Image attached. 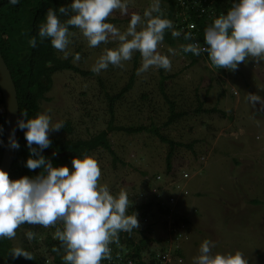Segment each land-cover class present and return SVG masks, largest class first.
I'll use <instances>...</instances> for the list:
<instances>
[{"label": "rangeland", "instance_id": "rangeland-1", "mask_svg": "<svg viewBox=\"0 0 264 264\" xmlns=\"http://www.w3.org/2000/svg\"><path fill=\"white\" fill-rule=\"evenodd\" d=\"M151 3L152 0H131L128 15L114 10L109 16L115 19L112 24L125 31L131 14L138 13L143 18ZM70 33L69 55L81 44L80 60L74 62L72 58V62L84 70L91 71L104 49L118 44L102 43L92 48L78 28ZM168 48H173L175 55H169ZM157 50L169 55L171 69L150 68L140 75L136 72L133 87L116 103L117 124L145 125L149 130L112 132L110 149L101 147L89 154L97 159L101 170L98 184L106 185L113 195L125 191L132 204L128 214L137 213L139 228L130 233L132 245L125 242V235L123 243L115 242V248L135 250L147 236L152 241L142 246L145 258L169 253L171 264H193L201 243L208 239L216 245L214 252L239 250L248 258V264H264V111L252 107L246 99L249 93L264 98V61L249 59L231 71L216 68L206 58L195 61L179 45L162 42ZM59 56L63 57V53ZM136 56L139 68L141 56L137 51L131 60L123 62V67L109 65L99 74L91 71L84 76L67 69L54 72L51 89L39 99V106L41 112H48L53 123L69 122L71 130L60 129L50 135L88 138L106 128L110 118L106 92L116 93L130 81ZM164 76L167 79L162 81ZM164 94L177 104L178 110L188 112L167 127L164 124L170 109ZM201 101L204 108L216 106L225 115L196 111ZM155 128L185 144L176 147L171 162V173L184 170L190 176H180L179 184L188 194L181 197L177 208L178 212L183 208L189 220L178 240L167 230L177 212L170 218L158 211L153 202L142 207L155 196L153 190L158 182L154 176L159 174L164 180L165 173H170L166 171L170 146L151 131ZM191 142L193 150L186 146ZM62 165L71 171V161ZM144 210L146 216L141 217ZM49 227L20 229L12 242L17 247L28 243L35 253L46 256L44 241ZM29 231L34 233L31 240L26 237ZM177 245L179 251L175 252ZM50 263L47 257L46 264Z\"/></svg>", "mask_w": 264, "mask_h": 264}, {"label": "clouds", "instance_id": "clouds-1", "mask_svg": "<svg viewBox=\"0 0 264 264\" xmlns=\"http://www.w3.org/2000/svg\"><path fill=\"white\" fill-rule=\"evenodd\" d=\"M9 2L15 5L19 0ZM130 2L71 0L68 7L60 6L55 10L49 7L44 22L39 26L38 36L41 40L50 39L51 46L63 53L64 58L69 55L70 26L80 30L89 47L118 42L116 47L104 49L91 67V71L97 74L109 65L123 67V62L131 60L137 51L141 56L137 75L150 68L170 70L169 55H175V50L168 48L169 55H164L157 50L158 45L163 42L166 30H171L174 38L180 37L181 32L174 30L172 21L164 16L161 0H152L150 7L143 12V18L138 13H132L123 32L106 22L114 10L128 15ZM61 15L68 18L62 21ZM180 21L181 17L175 25L182 31L184 23ZM193 37L191 33H184L185 40H192ZM203 39H194L199 42L182 45V51L197 56L207 52L208 63L231 71L237 70L240 63L249 59L257 63L264 61V0H233L226 14L221 10L220 15L205 28ZM29 45L35 47L36 39H30ZM79 60V53L74 54L73 61ZM246 99L252 107L264 111V98L260 95L249 93ZM63 127V121L53 123L47 111L38 112L33 117L23 111L16 127L9 132L7 147L12 150L20 147L16 130L24 132L30 153L25 166L29 170L40 169V172L35 176L23 175L10 180L8 173L0 168V238H14L16 229L22 224L48 227L60 221L63 230L57 229L55 235L66 253L62 257L64 264H100L102 259H111L109 244L118 238V233H130L139 228L137 213L132 211L128 214L132 204H129L125 191L113 195L106 185L98 184L101 170L94 156H75L70 171L66 165L54 166L50 159L42 155L51 145L50 133ZM2 135L3 127L0 126ZM0 145H4L3 139H0ZM166 171H172V167ZM182 196L174 207L165 202L167 195L163 201L153 196L147 203L153 202L156 209L168 217L175 216L177 212L173 221L184 224L177 208ZM33 236L31 231L26 233L29 240ZM215 247L213 241L205 239L199 247V255L193 258V264H248V258L241 251L214 252ZM10 252L13 259H33L23 248H13Z\"/></svg>", "mask_w": 264, "mask_h": 264}, {"label": "trees", "instance_id": "trees-1", "mask_svg": "<svg viewBox=\"0 0 264 264\" xmlns=\"http://www.w3.org/2000/svg\"><path fill=\"white\" fill-rule=\"evenodd\" d=\"M71 0H19L15 5L11 4L9 0H0V51L11 71L14 83L17 89V97L19 102V118H21V112L27 111L29 117H33L36 113L41 112L39 106V99L44 97V92L51 89L53 82L54 72L62 69L72 70L81 75L92 74L89 70H84L74 62H72L73 55L80 53L82 45L79 44L75 49L74 53L69 55L67 58L59 56L60 52L51 46L50 39L45 38L41 40L38 36L39 26L44 22L45 14L49 7L54 10L58 9L60 6L68 7ZM177 0H161L160 7L164 16L171 20L174 26V30L180 31V37H172L171 30H166L164 33L163 42L170 45H182L192 43L194 39L202 40L204 36V30L209 26L212 21L220 15L221 10H224L225 14L230 9L232 3L230 0H216V6L219 8L217 10V17L208 20L206 16L202 18L194 17L196 12L191 14L190 19L197 22L198 28L193 31L195 33V38L192 40H185L184 33H191L187 29L179 30L175 25V21L182 14V8L180 10L177 7ZM201 6L200 4H198ZM191 9L196 10L198 13L200 9L192 7ZM178 10V13L176 12ZM155 15V13H154ZM180 15V16H179ZM68 17L61 15V20H66ZM109 23L115 22V19L108 17L107 21ZM77 28L74 26L69 27L70 32H74ZM35 38L36 46L31 47L29 45V40ZM182 50V48H181ZM186 55H191L193 60H198L199 57L209 59L206 54L193 55L191 52L185 53ZM210 61V59H209ZM139 61L137 56L135 58V71L131 75L130 81L124 85L118 92L109 93L106 92L107 98V110L109 113V120L107 122V127L100 130L88 138H75L68 139L61 137L59 134L49 135L51 140L50 147H54L59 152L67 151L68 153L64 156L55 155H44L46 159H50L54 166H60L63 163L72 161V159L77 157H82L84 154H90L92 151L98 148L110 149V139L109 134L115 131H124L126 133H140L144 130H149L145 125L138 126H125L122 124H117L115 122L116 117V103L118 100L122 99L127 92L133 87L134 77L138 69ZM212 64V63H211ZM213 65V64H212ZM167 77H162V81L166 80ZM101 85L103 82L100 79ZM163 84V82H162ZM164 90V87L162 88ZM225 91L222 90L220 93L224 95ZM164 97L169 104L170 114L168 120L165 121V126H169L174 123L177 119L184 116L187 110H178L177 104L167 95ZM204 103L199 102L196 111H206V112H221L225 115V112L219 110L218 107L214 106L211 108H204ZM0 126L3 127V135L0 139L5 138V126H6V112L4 109V100L2 96V91L0 88ZM62 129L71 130L69 122L64 124ZM163 142L169 144L170 150L167 154V170H171V162L173 158L174 151L176 147L184 146L185 144L180 141H174L168 138L166 135L162 134L159 129H152ZM17 141L20 145L19 149L15 150L14 162L9 172V179H17L20 176H35L40 172V169L29 170L25 164L29 157V149L27 147L26 141L24 139V132L18 129ZM191 142L186 146L193 150V144ZM49 147V148H50ZM4 145H0V164L2 160ZM43 155V154H42ZM254 201V200H253ZM257 201V200H255ZM151 206L150 203L142 204V207ZM146 216V210L143 211L141 217ZM184 220V225L188 224V219L186 217H181ZM178 222V220H177ZM175 222V223H177ZM180 222V221H179ZM181 223V222H180ZM36 225L22 224L16 229V233L20 229H34ZM57 229L63 230L62 222L57 221L56 224L50 225L47 230V237L44 241L47 250L45 254L35 253L30 244L25 243L20 247L14 246L12 239L0 238V264H46L47 257H49L50 264H64L62 257L66 254L63 247H61V242L58 238H54L53 235L56 234ZM150 229V228H149ZM135 230V229H134ZM139 232L143 233L144 230L139 229ZM131 233V232H130ZM129 232L118 233V238L109 244L113 246L114 249L117 243H123V236L126 235L127 240L125 242L132 245L133 240L131 239ZM152 239L144 236L143 240L136 247V254H140L142 246L147 245ZM38 244V242H37ZM13 248H23L28 251L33 259H25L24 257H17L13 259L11 250ZM119 248V247H118ZM53 249H56L54 251ZM118 251V250H117Z\"/></svg>", "mask_w": 264, "mask_h": 264}, {"label": "built area", "instance_id": "built-area-1", "mask_svg": "<svg viewBox=\"0 0 264 264\" xmlns=\"http://www.w3.org/2000/svg\"><path fill=\"white\" fill-rule=\"evenodd\" d=\"M177 2L178 3L176 6L179 7L180 10L182 8L180 22L184 23V25L181 26V29L182 30L187 29L188 31L192 32L191 35L194 37H195V33H193V31L198 28V25L197 22L190 19L191 14L193 12H196V15L194 17H198L199 19L202 18L203 16H206L207 18H209L208 20L213 19V17H215L217 14L216 0H177ZM198 4H200L201 6H199ZM192 7L200 9V12L198 13L196 10L191 9ZM194 42H199V41L194 40L193 43ZM176 173H171V171L169 174L165 173L164 180L162 176L159 174L155 176L156 179L155 181L158 182L156 188H154L153 190V193L155 194V198L158 201H163V199L167 195V200L165 202L170 207H174L175 205H177L179 196L188 194V191L182 188L179 182H180V176H182L183 179H187L190 177L189 173L186 171H180ZM161 179L162 181H160ZM173 186L175 187V190L173 189ZM184 228L185 225L183 223L177 224L174 221L170 222L167 225L168 232L171 235H176L175 237L177 240L183 235L181 231ZM109 248L111 249L110 252L111 259H102L100 264H168V262H170L171 260V254L169 253H161L160 255H156V257L147 259L145 258L146 254L144 252H141L138 255L136 254L133 248L114 249L113 246L111 245L109 246ZM178 251H179V246L177 245V249L175 252Z\"/></svg>", "mask_w": 264, "mask_h": 264}, {"label": "water", "instance_id": "water-1", "mask_svg": "<svg viewBox=\"0 0 264 264\" xmlns=\"http://www.w3.org/2000/svg\"><path fill=\"white\" fill-rule=\"evenodd\" d=\"M0 88L4 100V109L6 112V126H5V138L4 149L0 168H3L8 174L14 162L15 150L7 147L9 132L16 127V121L19 118V102L17 97L16 85L14 83L11 71L0 51ZM18 129L15 136L17 139ZM68 152H59L54 147L47 148L43 151V155H55L64 156Z\"/></svg>", "mask_w": 264, "mask_h": 264}, {"label": "crops", "instance_id": "crops-1", "mask_svg": "<svg viewBox=\"0 0 264 264\" xmlns=\"http://www.w3.org/2000/svg\"><path fill=\"white\" fill-rule=\"evenodd\" d=\"M187 214H188V213H185L183 208L180 209V212H179V215H180V216H183L184 218L186 217V219H187V217H188V215H189V214H188V215H187Z\"/></svg>", "mask_w": 264, "mask_h": 264}]
</instances>
